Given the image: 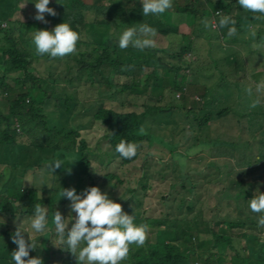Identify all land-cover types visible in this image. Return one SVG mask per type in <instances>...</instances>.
<instances>
[{
    "label": "trees",
    "instance_id": "obj_1",
    "mask_svg": "<svg viewBox=\"0 0 264 264\" xmlns=\"http://www.w3.org/2000/svg\"><path fill=\"white\" fill-rule=\"evenodd\" d=\"M125 1L133 0H104V2L101 0L100 4L98 2L92 3V0H65L64 2L53 0L49 2L48 7L53 8L57 15L44 14L45 20L54 27L64 22L68 23L80 37L74 53L62 58H51L49 55H46L47 57L38 55L32 43L36 30H48L46 23L41 25L39 21L33 18L37 11L35 7L25 11V9L20 8L23 0H0V100L3 99V103L7 102V112L5 114L0 113V145L7 146V153L11 154V147L14 148L19 140L28 137L33 145L37 146V155L43 158L37 166V170H40L43 164L52 163L57 159L62 161L61 167L53 172V176L57 177L59 173H64L67 176V181L71 180V176H78L80 182L75 185V189L79 194L86 188L96 187L97 182L102 178L104 179L101 181L102 185H109L113 188L112 191L118 190L123 182L120 172H124L126 166L133 165L138 160L143 141L146 139L149 142L148 139H151L155 129L162 132L156 131L160 135L156 138V141L159 140L158 142L151 141L164 145L165 147H163L171 153L172 158L180 163L181 178L177 184L179 183L184 187V183L189 181L188 175L193 172L187 169L183 161L189 159V156L176 153L179 143L173 141L172 137L176 134L174 130H177L184 123L193 122L188 126L190 132L201 131L209 127L210 122L213 121L211 118L213 113L219 119L227 115L228 112L224 109L215 108L213 110L210 108L213 101L216 102L221 99L218 94L211 97L210 92L214 86L211 87L208 84L206 87L205 83L207 80L211 81L212 76L218 71L222 85L228 76L225 68L230 67L226 63L242 58L241 53L244 51L233 46L237 44L234 41L235 37L248 34L246 31L241 34L243 21L260 24L258 28H255L258 31L255 35L258 39L263 31L261 23L264 24V20L254 19L251 12L245 11L239 6L238 0H172V6L176 8L177 13H184L188 17V23L185 25L191 27L193 24L194 28L188 35L178 34L177 24L172 21L168 23L165 12L144 16L142 6L124 8L123 3ZM203 4L207 5V9H199V6ZM214 11L220 12L222 15L227 14L236 21L237 24L234 25L237 28L236 36L229 37L226 33L223 36L226 27L220 28L219 34L222 36L219 39L221 43L217 44L219 39L212 38L214 31L211 30L213 16L211 12ZM202 21L208 22L209 26L205 27ZM140 23L155 28L157 35L166 37L167 47L164 49L146 48L140 51L130 46L121 50L114 41H118L119 36L128 27L137 26ZM3 24L5 25L3 26ZM244 29L246 30V27ZM89 35H98L99 40L92 43L88 38ZM200 37H206L207 43L210 46L213 45L207 52L209 65L205 73L202 72L197 58L195 62L192 59L190 61L191 54L196 55L195 44L197 41L200 42ZM225 38H228L229 42H226ZM243 38L247 40L252 36ZM215 42L216 44H214ZM185 56H188L186 62L183 60ZM40 58L55 60V63H60L65 58L64 61L70 69L76 68L78 78L81 77V74L85 76L86 82H83L84 90L82 93L90 92L88 97L93 100V102L87 103L86 107L89 108L93 103H97L101 107L99 106L93 116L87 118L88 121L84 124L72 126L71 120L68 121V115L72 117L73 108L80 103V100L83 102L88 97L83 96L81 99L79 96L75 97L67 90L58 87V75L33 73L31 68L40 61ZM205 65L206 63L202 64V66ZM231 67L233 70H237L234 65ZM181 71H189V76H187L188 78L183 76L177 82ZM142 74L143 79H141ZM235 74L233 71L232 75ZM258 74L262 73L259 72ZM74 78L77 79V77ZM229 83L236 87L239 97L242 94L250 96L237 84ZM187 84L202 86L204 92L201 97V107L198 112L199 115L196 116L191 109L182 104L179 108L184 114L178 116V119L182 121L177 124L173 112L174 110L179 111V109L164 105V96L171 88L174 89V93L183 92L184 86ZM221 89L224 93L223 88ZM46 94H49L48 98ZM180 95L178 94L177 99L174 95V98L184 100V97L179 98ZM158 96L162 100L158 104L153 103V98ZM5 97H7L6 101ZM47 99L52 100V102ZM202 112L206 113L203 114ZM246 114V109L242 110L239 122L229 125V131L232 135L241 134L242 127L239 126L248 121ZM157 123H163V127L158 126ZM250 123L252 128L249 127V130L259 129L262 131L264 129V122L262 121ZM94 124L101 125L105 129L103 138L109 145L107 152H111L115 157V163L117 162L114 171H109L101 178H96V169L88 157L92 153H97L98 150L95 153L89 151L86 147V141L81 135L82 130L89 129ZM141 125L145 126L146 135H139L138 129ZM16 126L22 129V132L20 129V134L16 131ZM185 127L181 129L182 135L186 131ZM170 128L174 130L167 133L163 132ZM37 131H43L47 135V141L35 144L31 135ZM221 136H223L222 133ZM121 139L140 145L134 158L123 159L115 151L116 145ZM186 139L187 137L182 136V140ZM199 140L196 139L194 142ZM239 140H231L229 143L230 147L234 145L244 146L245 144L243 151L232 148V152H235L236 156L240 158L236 164L250 166L252 163L256 164L258 159L257 164L260 163L259 167L261 168L260 171L254 173L257 176L262 174L263 182L256 179L252 183L248 181L244 183L242 176L245 171L233 173L230 171L232 166L229 167L228 164L216 165L215 169L219 174L218 179L224 175V171L225 176L230 177L228 180L230 193L227 195L230 203L225 205L217 203L215 209L213 208L216 213L212 215L211 220H204L203 215L193 221H185V218H173L168 214L153 218L144 216V212L134 215V224L137 226L148 225L147 239L141 247H137L135 244L130 245L128 258L125 262L121 261L120 264H264V239L261 235L264 227L258 226L257 223L260 214L253 213L248 207L249 200L254 197L257 191L264 194V141L262 147L256 150V156L250 154L247 156L249 159L245 161L240 155L247 149L248 141L241 143ZM185 142L187 140L182 141L183 144ZM214 146H217V143L211 141V147ZM191 147H189L190 149L186 147V150L191 152ZM32 151L34 154L35 149ZM25 152L30 153L22 150L17 156L19 160L15 163L16 166H11L10 163L7 166V162H1L3 166H7L5 169L7 173L10 167L12 172V168L15 170L18 164L25 167L26 164L22 162L27 158ZM218 156H225V153H220ZM109 165L105 164L104 167L108 168ZM32 166L30 164L27 167L29 169ZM170 170L171 167H169ZM70 171L73 175L69 173ZM46 173L50 174L48 169ZM22 174L26 175L25 168L18 177ZM239 176L241 179L237 178ZM165 178L166 175L162 179ZM33 182L30 184V188L2 187L0 185V264H14L11 259V252L16 250L17 246L12 242L11 237L18 226H20L21 231L27 230L24 233L25 239L27 240L29 236L35 244L36 251L35 253L30 251L29 257L38 256L42 259L43 264H77L70 260L71 254L68 249L65 253L66 258L56 257L52 252L50 242L46 240L55 234L52 216L55 211H59L52 204L51 199L55 195H59L62 189L71 187L61 184V186H53L51 189L47 186H45L46 188H38L34 186ZM150 182L151 180H148L142 187L144 191L150 189ZM261 183L263 186L260 188ZM1 184L3 185V183ZM175 186L176 182L173 181L170 189ZM24 189H28L26 193L23 192ZM48 194L51 195L50 198H46ZM170 195L168 193L169 197ZM218 196L223 195L217 193L216 197L218 198ZM161 198L162 201L166 200L165 195ZM115 199H118L117 196ZM37 203L43 207L49 206V209L47 208V225L53 226V228L50 234H45L46 236L43 232L35 233L30 228V218L34 215ZM65 203L66 199L61 202L62 210L66 208ZM21 221H24L23 226L19 225ZM259 230L260 233H258ZM233 231H238L239 234L233 237L231 234ZM151 233L155 234L154 241H151ZM63 247L67 246L64 245ZM58 253L62 255L61 250H58ZM52 258L55 261L51 260Z\"/></svg>",
    "mask_w": 264,
    "mask_h": 264
},
{
    "label": "rangeland",
    "instance_id": "obj_2",
    "mask_svg": "<svg viewBox=\"0 0 264 264\" xmlns=\"http://www.w3.org/2000/svg\"><path fill=\"white\" fill-rule=\"evenodd\" d=\"M53 0H50L52 2ZM65 0H61V2H64ZM38 0H23V2L20 4L21 9H25V11L29 9H34L35 3H37ZM93 2H100L101 0H92ZM104 2V0H102ZM99 3V4H100ZM30 4V5H29ZM142 6V0L141 1H125L123 3L124 8H138ZM207 5L203 4L199 6L200 8L207 9ZM215 13V11H214ZM166 17H168V23L171 21L174 24H177L179 28L180 35H188L191 34L193 24H191V27H188L185 25V23H188V17H186V14L184 13H177L176 8L172 6V8L165 11ZM227 15V14H224ZM208 16V14H206ZM220 17H216L215 21L218 23ZM234 20V19H233ZM192 23V21H190ZM39 23L41 25H44L43 22ZM237 24V23H235ZM241 24H243V28L241 30V34L248 32V34H245L244 36H237L234 38V41L236 46L240 48L239 50L244 51V55L247 58V61L249 62L248 65L244 64L245 72L236 73L237 76L228 74L226 80H224L223 84L221 85V88H223V91H225L222 95L221 90L218 88L219 82V75L216 72L214 76H212L211 81H208L205 83L206 87H208V84L212 87L214 86V89L211 90L210 96L213 97V92L217 90L218 97L221 100H218L216 102L213 101L210 108L211 109H224L228 112L226 116H223L222 118H217L216 114H212L211 118L213 119L211 124H209V127L207 129H203L201 131L194 130L192 133L189 130L190 123L193 124V122L184 123L182 126H179L177 130H174L173 128L167 129V131H163L165 133L169 132L170 130H174L176 132L175 136L172 137L173 141H176L179 143L178 149L176 150V153H181L183 155H188L189 159L183 160L187 169L191 170V172L188 175L189 181L184 183V187L181 186L177 182L179 181V178H181V171H180V163L173 159L171 156V153L165 149L162 144L153 143L152 141H156V138L160 135H158L157 132H162L159 129H155L153 136L151 139H148L149 142L145 139L142 144V150L141 155L138 158V160L130 166H126L124 168V172H120V177H122L123 182L122 185L119 187L118 190L112 191L113 188H111L109 185L101 184V181H104L102 178L97 182L96 187H98L102 193H107L108 198L111 196V200L115 203H119L122 206V210L129 214V215H137L139 213L144 212V216L146 217H160L163 214H168L173 218L182 219L185 218V221H193L195 219H199L203 215L204 220H211L212 215L216 213L214 210L216 204L219 203L221 205H225L227 203H230L227 199V195L230 193L228 190V180L230 177L224 175L218 179V173L215 169L216 165L223 166L224 164H228L229 167L232 166V169H230L231 172H239L243 169L245 171L244 175L242 176L243 182L247 183L254 182L256 179H259L258 181L263 182L262 174H255L254 172L258 171L261 167L260 163L256 164L252 163L250 166L245 164H241L238 166L236 163L240 158L236 156L235 152H232V148H236V150L243 151L244 146L234 145L233 147L229 146V143L231 140H239L241 143L248 141V145L246 146V150L242 152L243 160L248 159L249 155V146L250 142L253 139V137L258 136H264V129L260 131L259 129H253L249 130L250 125H252L250 122H264V91L262 92H256L255 85L259 83L262 79H264V69H261L264 67V24L261 23L263 33L261 32L260 38L258 39L256 36L252 37L250 39H244L245 36H251L250 33L252 31H255L257 34L258 31L255 30V28H258L260 26L259 23H250L243 21ZM5 24H3L4 26ZM48 27V31H51L54 29V26L48 22L46 23ZM246 27V30L244 29ZM219 30H216V33H212V35L209 34L212 38L219 39L220 35ZM209 31V30H208ZM227 27L224 31L227 34ZM198 33V31H197ZM198 35H200L198 33ZM89 40L94 43L99 40L98 35H89ZM200 42L197 41L195 44V50L196 55L191 54V59L195 62L196 58L199 61V64L201 65L202 72L207 71V67L209 65L207 52L210 49V46L207 42L206 37H200ZM153 39L156 42V47L154 48H161L164 49L167 47V40L166 37L156 35L153 37ZM226 42H229L228 38H225ZM118 44V41H114ZM221 43V40H217V44ZM216 44V42L214 43ZM91 49V48H90ZM242 54V53H241ZM47 54H44V57ZM47 57V56H46ZM190 57V54H189ZM65 58H63V61L60 63H55V60L50 59H42L40 58V61L34 64L31 68V71L33 73H41L42 75L49 74L51 76L58 75V87L63 88L67 90L69 93L73 94L75 97H88L90 92L82 93L84 90L83 82H86V78L84 75L81 74V77L78 78V73L75 67H72L73 69H70L68 64L64 61ZM185 62L188 61V56H185L183 59ZM206 63L205 66H202V64ZM224 69V67H223ZM225 70L227 72L230 70V67H226ZM255 72H262V74L257 76H251L254 75ZM145 73H147V70H145ZM183 76H189V71H181L177 82L182 79ZM247 76H249L247 78ZM74 77H77L74 78ZM143 74L141 75V79H143ZM188 78V77H187ZM203 81V79H200ZM233 82L235 84H238V87L240 86L243 91H245L246 88L252 87V95L246 96L245 94H242L241 97H239V92L236 90L233 86V84L229 83ZM85 84V83H84ZM185 88V89H184ZM183 92H176L174 93V89L171 88L170 91L168 90L165 93L163 104L168 107H175L178 108L179 111L174 110V114L177 119V124L180 123L182 120L178 119L179 115H183L184 112L179 108L182 104L186 105L188 109H191L196 116L199 115L200 107H201V97L203 95V88L200 85H190L187 84L184 86ZM178 94H181L179 98L184 97V100H176L178 97ZM47 98L49 94H46ZM174 95L176 96L174 98ZM1 96V94H0ZM146 98L145 96L143 97ZM7 100V97H5V101ZM48 101L52 102V100L47 99ZM155 104H158L160 100V96L157 98H153ZM258 100L259 103L255 108L250 107V105L253 103V101ZM262 103H261V102ZM4 100H0V113L5 114L7 112V102L3 103ZM89 102H93L90 97L86 98L83 102L77 104L73 108V116L68 115V121L71 120V125H82L87 120V118H91L94 114V112L97 111L99 106L97 103H93L89 106V108L86 107V104ZM92 106V107H91ZM91 107V108H90ZM246 109V120L248 121L242 123V131L241 134L238 136L232 135L231 131H229V125L232 123H237L240 120V116L242 115V110ZM203 114L206 112H202ZM253 117H255L253 119ZM211 119V120H212ZM253 119V120H252ZM156 122V121H154ZM157 125L163 127V123H157ZM176 125V124H175ZM196 125V124H195ZM246 125V126H245ZM186 126V127H185ZM186 128V131L181 134V129ZM238 127V128H239ZM85 128V127H84ZM155 128V127H153ZM252 128V127H251ZM21 129V128H20ZM157 131V132H156ZM22 132V129H21ZM20 132V133H21ZM19 133V134H20ZM221 133L223 136H221ZM34 134V135H33ZM31 135L32 140L35 142V144H41L43 141H47V135L43 131H37ZM105 134V129L101 127V125L94 124L91 128L87 129L85 128L82 130L81 135L82 138L86 141V147L89 151H95L98 150L95 154H90L89 160L91 161V164H93L94 168L96 169V178H101L104 174L108 173L109 171L113 172L115 169V160L114 156L111 154V152H107L109 149V145L107 141L103 138V135ZM183 137H187V142L184 144L182 141ZM193 137V138H192ZM189 138V140H188ZM200 139L196 143L194 140ZM152 140V141H151ZM209 140V141H207ZM211 141L214 143H217V146L211 147ZM255 145V142H254ZM192 146V147H191ZM37 146L33 145V143L27 138H24L22 140H19L15 147H11L10 152L7 153L8 147L7 146H1L0 145V185L2 187H24V188H30V184L33 182L34 186L38 188H46L47 186L49 189L53 186H61V184H64V186H69L71 188H75V185H78L80 182L78 180V176L73 177L71 176V180L67 181V176L64 175V173H59L56 176H53V173L47 174V164H43L42 168L40 170H37V166L39 163L43 160L42 156H38L37 153ZM41 147V146H38ZM185 147V148H184ZM186 147H191V152L186 150ZM216 147V148H215ZM35 149V153L33 154V151ZM190 149V148H189ZM195 149H199L197 151H194ZM29 151L30 153L27 154V158L25 160H22L23 163H25V167L18 166L15 167L14 170L11 167L8 169V173L5 169H7L8 163L14 166H16V162L19 160L17 159L18 154L22 151ZM39 150V149H38ZM5 151V152H4ZM104 152V153H103ZM187 152V153H186ZM225 153V156H218L220 153ZM7 153V154H6ZM91 153V152H89ZM193 154V155H192ZM104 155V156H103ZM232 156V158H230ZM7 157L6 159H4ZM21 157V156H20ZM219 159H218V158ZM19 158V157H18ZM1 162H4L7 164V166H3ZM109 165V167H104L105 164ZM33 165L31 168L30 166ZM169 167H171V170L169 171ZM259 167V168H258ZM26 170V175L22 174L18 177V175L23 172V169ZM29 171V172H28ZM228 171V170H227ZM20 172V173H19ZM70 174L71 171L69 172ZM162 173V175H160ZM254 173V174H253ZM166 175L165 179H162ZM53 176V177H52ZM53 178V179H52ZM86 179V177H84ZM238 179H241V176L237 177ZM148 180H151L150 184L151 187L149 190L144 191L142 187L145 186L146 182ZM176 182V186L170 189V186L172 182ZM3 183V185L1 184ZM0 186V188H1ZM263 186V184H260V188ZM68 187V188H69ZM67 189V188H65ZM70 189V188H69ZM128 189H131L133 191H129ZM28 189H24V193L27 192ZM76 190V189H75ZM76 193L78 191L76 190ZM168 193L171 194L170 197L168 196ZM222 194L223 196L216 197V194ZM165 195V201H162V196ZM50 194L47 195L46 198H50ZM117 196L118 199H115ZM66 199L64 197H60V195H55L53 199H51L52 204L55 206L56 209L60 211V213L64 214L63 217L66 219V222H69V229L71 228L72 223H74V219L71 220V216L75 218L76 213L72 212L70 210V201L66 199V208L62 210L61 202ZM166 203V204H165ZM49 207V206H48ZM46 206V208H48ZM214 208V209H213ZM49 209V208H48ZM64 211V212H63ZM11 224V223H10ZM24 221H21L19 225L23 226ZM14 225V224H13ZM18 226V224L16 223ZM15 225V226H16ZM20 227V226H19ZM45 231H43V234H50L51 229L53 226L47 225ZM261 231L259 230L258 233ZM233 237H236L239 232L233 231L231 232ZM230 235V234H229ZM262 238L264 239V229L261 233ZM46 236V235H45ZM44 236V237H45ZM43 237V236H42ZM155 234L151 233L150 238L151 241H154ZM205 239V238H204ZM48 242H50V246L52 247V252L56 255V257H65L66 258V251L67 247H63L65 244L60 243L58 237L56 234L54 236H51V238H46ZM42 247V246H40ZM58 250H61L62 255H59L61 253H58ZM71 254V253H70ZM69 257V256H67ZM70 258V257H69ZM55 261L53 258L51 259ZM71 261L76 262V258L71 254ZM68 261V258H67ZM125 262V260H124Z\"/></svg>",
    "mask_w": 264,
    "mask_h": 264
},
{
    "label": "clouds",
    "instance_id": "obj_3",
    "mask_svg": "<svg viewBox=\"0 0 264 264\" xmlns=\"http://www.w3.org/2000/svg\"><path fill=\"white\" fill-rule=\"evenodd\" d=\"M49 2L50 0H38L34 4L37 10L33 17L35 20L48 23L44 14L57 15L53 8L48 7ZM238 4L243 10L251 12L254 19L264 20V0H238ZM170 8H172V0H142L144 16L163 14ZM211 14L213 15L211 19L212 31L216 32L217 29L227 27V35L229 37L237 35V28L234 26L236 21L229 15H222L217 11L215 13L211 12ZM216 17H220L218 23L215 21ZM202 23H204L205 27L209 26L206 21H202ZM156 35L155 28L145 23H140L137 26L128 27L122 32L119 36L118 46L121 50L130 46L140 51L146 48H154L156 47V42L153 37ZM250 35L255 37V31H252ZM79 39V34L72 30L68 23L64 22L55 26L51 31L36 30L32 43L38 55L47 54L51 58H62L76 51V44ZM226 64L230 66L228 74H232L233 71L235 73L245 72L244 64L249 67V62L244 52H242L240 60H233ZM231 65H234L237 70H233ZM216 72L218 73V71ZM258 73L255 72L251 76L258 77ZM219 82H221L220 79ZM218 88L222 92L221 83ZM239 88L241 87L239 86ZM255 90L258 93L264 91V79L255 85ZM245 91L248 95H252L253 89L248 87ZM217 94L216 90L215 93L213 92V97ZM258 103V100L253 101L250 107L255 108ZM138 133L139 135L147 134L144 125L140 126ZM254 141L255 145L252 144ZM263 141L264 136L253 137L249 146V155L256 156V150L262 147ZM139 148V144L121 139L116 145L115 151L121 158L130 160L137 155ZM197 150L199 149L194 151ZM61 165L62 161L57 159L47 164L46 168L50 173H53ZM59 195L70 201V210L76 213V216L75 218L71 216L70 221L74 219V223L69 229V222H66V219L59 211H55L52 216L54 231L60 243L65 244L68 252L76 258L77 264H120L121 261L128 258L130 245L135 244L137 247L144 245L147 239L148 225L141 224L137 226L134 224V215L125 213L121 204L113 202L108 198L107 193H102L98 187L86 188L80 194L76 193L75 188L62 189ZM248 207L253 213L260 214L257 223L258 226L264 227V194L257 191L254 197L249 200ZM47 217L48 209L37 203L34 215L30 218V228L35 233L45 231L48 224ZM25 231H21L18 226L11 237L12 242L17 246L16 250L11 252L12 261H14V264H43L40 257H29V252L35 253L36 250L35 244L30 240L29 236L27 240L25 239Z\"/></svg>",
    "mask_w": 264,
    "mask_h": 264
},
{
    "label": "built area",
    "instance_id": "obj_4",
    "mask_svg": "<svg viewBox=\"0 0 264 264\" xmlns=\"http://www.w3.org/2000/svg\"><path fill=\"white\" fill-rule=\"evenodd\" d=\"M16 131H17V132H20V129H19V127H16Z\"/></svg>",
    "mask_w": 264,
    "mask_h": 264
},
{
    "label": "crops",
    "instance_id": "obj_5",
    "mask_svg": "<svg viewBox=\"0 0 264 264\" xmlns=\"http://www.w3.org/2000/svg\"><path fill=\"white\" fill-rule=\"evenodd\" d=\"M264 168V167H263ZM258 171H260V170H258Z\"/></svg>",
    "mask_w": 264,
    "mask_h": 264
}]
</instances>
